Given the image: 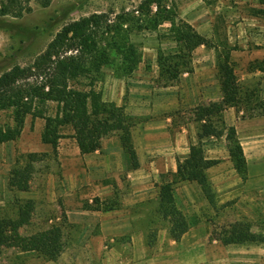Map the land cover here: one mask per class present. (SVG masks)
I'll list each match as a JSON object with an SVG mask.
<instances>
[{
    "label": "rangeland",
    "instance_id": "1",
    "mask_svg": "<svg viewBox=\"0 0 264 264\" xmlns=\"http://www.w3.org/2000/svg\"><path fill=\"white\" fill-rule=\"evenodd\" d=\"M141 1L52 0L43 8L40 0H31L29 13L18 18L0 17V75L12 67L31 65L66 24L91 14L112 13L113 17L122 10L136 8ZM164 1L172 5L180 20L204 36L216 28L226 34L230 43L247 46L258 42V36L264 32V19L252 15V9L259 8L258 0ZM168 28L169 24L165 23L155 31L134 33L131 40L139 45L142 54L139 68L131 76L119 78L114 75L112 66H106L102 69V83L98 85L102 100L121 107L133 127L147 121L168 119L166 128L131 129L139 162L136 170L131 169L116 130L102 140L98 151L82 156L72 138V131L64 128L53 152L40 141L44 121L28 116L20 137L14 142L0 144V217L17 220L22 235L58 226L65 243L63 252L53 261H44L34 253L3 249L0 264H141L165 249L163 236L168 235V222L155 213L157 194L159 187L170 181L169 168L175 164L174 159L177 165L186 158L180 159L181 155L172 152L174 148L170 149L169 145L176 143L175 133L183 129L184 143L191 146L190 136L193 133L195 136L196 128L193 107L164 113H155L152 109L157 98L169 101L175 94L179 98L183 89H180V78H188V84L190 81L188 74H181L166 84L158 78V51L165 55L175 52V44L167 36ZM244 32L247 36L250 33V38L243 37ZM197 52L192 56V62L214 65L215 85L219 87L214 51L202 47ZM257 89L259 98L264 100L263 80H257ZM44 109L46 115H55V104H46ZM259 112L257 109L244 111L243 117ZM9 121V113L0 112V125ZM202 144L203 148L222 146L227 149L228 140L206 137ZM31 153L40 154L41 161L28 168L25 190L15 191L10 187L11 170L28 165L27 155ZM165 154L170 157L168 161ZM259 173L264 175V172L257 171ZM112 184L118 190L121 209L109 213L85 209L94 198L111 197L114 192ZM256 195L253 197L255 204L248 199L252 207L237 197L224 203L215 201L214 208L206 201L208 212H213L212 215L208 213L206 219L211 230L249 228L252 232L261 231L264 226V187L257 190ZM176 206L184 215L188 229L204 214L199 202L197 209L202 214H196L194 208H184L179 201ZM209 247L216 258L210 264H249L253 261L264 264V245L237 247L215 242ZM251 250L257 252V260L252 258L254 253H249L253 252ZM244 255L251 258L245 259Z\"/></svg>",
    "mask_w": 264,
    "mask_h": 264
},
{
    "label": "trees",
    "instance_id": "2",
    "mask_svg": "<svg viewBox=\"0 0 264 264\" xmlns=\"http://www.w3.org/2000/svg\"><path fill=\"white\" fill-rule=\"evenodd\" d=\"M31 0H0V17L18 18L29 13ZM52 0H40L46 8ZM259 8L252 9L254 17L264 19V0H258ZM91 14L72 21L61 28L27 67H12L0 75V112L9 113V123L0 125V144L14 142L23 130L25 119H42L44 126L40 135L42 144L56 151L61 131L69 128L79 154L89 155L101 148L104 138L115 130L120 146L132 170L139 167L134 147L130 119L121 107L102 100V69L112 66L119 78L131 76L142 60L138 44L132 42L134 33L155 31L169 24L167 36L175 44V52L169 55L158 51L156 65L158 78L166 83L183 73H192V53L204 46L215 51L220 100L207 106L199 105L193 110L196 128V144L189 147L183 162H177L170 181L159 187L156 215L168 222V235L174 241L188 231L187 221L176 206L174 186L178 183H195L207 203L214 208L215 197L206 171L218 164L205 158L204 138L228 140L227 150L234 170L241 179L246 177V163L234 127L223 122L227 108L244 111L260 110L249 117H264V100L259 98L257 84L242 85L238 82L231 61L234 49L225 33L213 29V36L199 34L190 24L178 18L172 5L164 0H142L129 11ZM249 69L260 73L264 81V59L253 62ZM32 79V82H30ZM55 104L54 116L46 115V104ZM41 155H27L28 165L14 167L10 175V187L18 192L26 188L29 167L41 161ZM114 187V184H112ZM86 210L109 213L121 209L118 190L109 198H94ZM17 220L0 217V252L12 249L21 253H34L44 261H53L65 248L62 229L58 226L22 235ZM153 239V238H152ZM155 239V238H154ZM153 239V240H154ZM211 239L222 246L264 245V226L259 232L249 228L212 230ZM150 245V244H149Z\"/></svg>",
    "mask_w": 264,
    "mask_h": 264
},
{
    "label": "crops",
    "instance_id": "3",
    "mask_svg": "<svg viewBox=\"0 0 264 264\" xmlns=\"http://www.w3.org/2000/svg\"><path fill=\"white\" fill-rule=\"evenodd\" d=\"M243 35L245 38H250L249 35L251 34L249 33L247 36L244 32ZM212 36L213 32L211 31L205 37L211 38ZM258 37V42L256 41L254 44L247 46H239L235 43H230L229 38L227 37L230 45L234 48L231 51V61L236 75L240 76L237 77L238 82L242 85H251L253 83L257 84V80H260V73L249 69V66L253 62L264 59V32ZM202 47L204 46L196 48L193 51L192 56L196 55V53H198L197 51H199ZM204 48L209 49L206 47ZM188 76L190 80L189 84L186 83V79L188 78H180V89H183L181 90L179 98L177 97V94H175V99L173 97V99H169V101L168 99L165 100L163 98L155 99V103L152 107L153 112L164 113L179 111L180 109H185L186 107L196 108L199 105H203L202 103L210 104L212 101L218 102L220 100L219 87H216L215 85L214 65L194 60L192 62V73L188 74ZM120 103L121 100L119 101V104ZM243 115V109L236 110L234 108H227L223 111V122L227 127H234L237 140L243 151L246 163V177L244 180H241L239 175L234 170L228 150L225 147H205L203 148V151L206 159L218 161V164L206 171L208 181L216 193L215 201H217V203H224L229 199L237 197L240 198V201L247 203L249 204V207H252L250 206L252 203L248 199L251 198V201L255 204L253 197L257 196V190L264 187L263 173L257 174V171L264 172V117L251 118L249 116L243 117ZM167 122L168 119L165 121H147L137 124L136 127L132 128H166ZM183 132V129L180 132H176V143L169 145L170 149L174 148L172 152L176 153L177 156L181 155L180 159L184 156L187 157L190 147L187 142V145L184 143L182 135ZM224 138L226 137H221V139ZM190 140H192L191 145L196 144V130L195 136L193 133V136H190ZM164 156H166L167 161L170 159L169 155L165 154ZM174 163L173 167L170 166L171 168H169L171 173L176 170V159H174ZM250 194H252V196ZM174 197L176 201H179L182 206H184V208H194L195 213H201L197 209V203H201L204 208L202 213L204 214L201 220L196 225L190 226L188 231L184 233L178 241H174L168 235H166V237L163 236L165 249L163 251L160 250L159 253L152 256L146 263L141 264H210L215 261L216 258L214 257L212 248L209 249V244L218 242L211 239V226H209L206 221L207 214L209 213V215H212L213 212L211 210L208 212L206 200L201 190L195 183L182 182L176 184L174 186ZM253 206L255 207V205ZM255 211L256 210H254V212ZM239 246L246 247L249 245ZM251 251L253 252L249 253H254L252 258L257 260V252H255V250ZM243 257L245 259L251 258V256L247 255H244ZM218 260H220V258H218ZM249 264L257 263L253 261Z\"/></svg>",
    "mask_w": 264,
    "mask_h": 264
}]
</instances>
